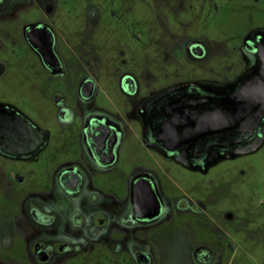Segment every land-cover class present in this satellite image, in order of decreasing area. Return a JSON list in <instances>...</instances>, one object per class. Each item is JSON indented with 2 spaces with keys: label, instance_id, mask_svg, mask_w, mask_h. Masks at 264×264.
I'll return each mask as SVG.
<instances>
[{
  "label": "flooded vegetation",
  "instance_id": "flooded-vegetation-1",
  "mask_svg": "<svg viewBox=\"0 0 264 264\" xmlns=\"http://www.w3.org/2000/svg\"><path fill=\"white\" fill-rule=\"evenodd\" d=\"M147 5L148 0H0V30L16 50L33 56L51 112L41 123L32 115V100L0 98V264H159L150 236L162 232L187 249L189 264H232L244 252L243 231L264 232V208L242 214L240 202L235 206L214 195L212 181L228 172L222 159L262 148V126L247 123L251 115L235 117L240 134L263 135L262 142L209 162L212 144L223 149L229 133L213 132L214 126H229L228 116L214 109L227 105L231 94L255 95L264 84V76L250 73L263 68L258 63L264 28L237 33L245 60L231 75L183 78L149 95L143 87V74L161 70L177 54L194 61L211 56L212 8L249 10L264 7V0H160L165 12L157 27L148 22ZM198 13L204 23H196ZM117 24L134 37L109 38L107 30H117ZM149 42L155 48L148 52ZM220 54L226 58L222 46ZM6 69L0 59V77ZM104 73L114 75L102 80ZM72 74L75 80L68 81ZM240 77L239 90H228ZM30 79L32 90V63ZM112 86L125 105L102 103L100 91ZM130 101L137 102L140 130L124 110ZM132 141L150 156L132 152ZM196 175L203 181L197 183ZM255 183L253 190L262 191L260 208L264 170Z\"/></svg>",
  "mask_w": 264,
  "mask_h": 264
},
{
  "label": "rangeland",
  "instance_id": "rangeland-1",
  "mask_svg": "<svg viewBox=\"0 0 264 264\" xmlns=\"http://www.w3.org/2000/svg\"><path fill=\"white\" fill-rule=\"evenodd\" d=\"M85 2L86 0H82ZM160 0H148V22L150 25L157 27V18L162 15L165 10L161 9L157 2ZM160 10H159V9ZM210 14L212 23L216 26L211 27L208 31L213 36L209 38V43L214 48L211 56L203 61H194L185 56V54H177L164 62V67L161 70H154L144 75V92L146 95L159 89L162 85L176 81L183 78L190 77H212L231 75L244 63V55L240 48V40L237 33L243 32L250 26L259 25L264 28V7L243 10L238 5H229L226 7H214ZM166 14L163 13V19L166 20ZM205 15L198 13L196 16V23H204ZM124 24H117V30L108 29L107 34L109 38L121 42L119 35H128L130 38L131 33L126 32ZM226 33V37L219 39L216 34L220 32ZM124 38V37H123ZM139 48L141 42L137 43ZM13 42L7 41L0 30V59L6 64V72L0 77V98L3 96L16 99L20 103H28L29 99L32 100V115L36 117L41 123H46L50 114L49 110V96L45 90L46 85L42 71L36 67V61L28 51H20L15 49ZM226 49V58H221L220 47ZM148 52L155 48V43L149 42L147 45ZM218 48V50H217ZM116 58H124L127 61L132 59L130 54L119 55L116 53ZM32 63V90L30 79V68ZM151 64V63H150ZM103 73V72H102ZM102 80H108L114 74L104 73L99 74ZM75 80V74H72L68 81ZM66 84V83H65ZM67 87V86H66ZM100 98L102 103L112 104L113 102L125 105V97L114 89L100 91ZM28 100V102H27ZM130 105L124 106L127 112L129 122L140 130V118L135 112L136 101H130ZM130 150L140 156H150L149 151L141 144L132 141L128 144ZM44 161V160H43ZM41 161V162H43ZM223 168L228 171L224 176H214V195H221L229 203L237 205L240 202V211L242 214L247 215L251 213L255 215L257 211H262L263 206L259 208V199L262 196V191L253 190V184L258 177V173L264 170V145L262 148L253 153L239 156L235 159H222ZM241 167L245 170V174L239 177L235 173ZM235 171V172H234ZM197 183L203 181L200 175L194 176ZM218 182L219 180H221ZM218 182L217 184H215ZM253 190V192H252ZM151 233V232H150ZM244 252L238 253L232 264H254L252 258L264 259V232L259 234H251L248 231H243ZM150 241L153 244V252L156 256V261L159 264H189V254L187 249L181 247L178 240L172 233H159L153 239L150 236ZM257 243V244H256Z\"/></svg>",
  "mask_w": 264,
  "mask_h": 264
},
{
  "label": "water",
  "instance_id": "water-1",
  "mask_svg": "<svg viewBox=\"0 0 264 264\" xmlns=\"http://www.w3.org/2000/svg\"><path fill=\"white\" fill-rule=\"evenodd\" d=\"M260 48V62L258 66L263 67L262 69H258L257 71H250L251 74H255L256 76H264V43L259 47ZM242 77V76H241ZM241 77L235 80L234 82H230L228 85V90L237 92L239 90ZM230 102L223 106L214 109L213 114H224L228 116V127H219L217 128L214 126L213 132L216 130H221L228 128L229 133L225 135V139L227 140V145L223 147V149L217 147L216 143H213V152L209 154V162H214L218 160V158L225 157V156H233L235 154L244 152L246 150L253 149L257 147L263 140L262 136L256 137H249V135L240 134L239 128L234 126L233 124L237 121L235 117L242 116V115H251L254 118L252 120L256 124H260L262 126V132H264V84L260 87H257V94L255 95H239L238 94H231ZM221 122V119H218ZM226 121V120H225ZM224 122V121H223ZM215 123V121H214ZM250 128V127H249ZM248 127L245 130L249 129ZM36 129L35 126L32 124V130ZM215 139V137L213 136Z\"/></svg>",
  "mask_w": 264,
  "mask_h": 264
}]
</instances>
